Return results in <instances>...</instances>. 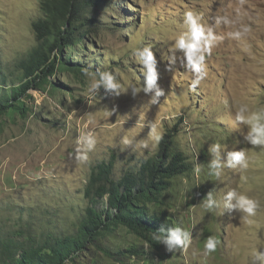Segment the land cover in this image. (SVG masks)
I'll return each mask as SVG.
<instances>
[{
  "label": "rangeland",
  "instance_id": "1",
  "mask_svg": "<svg viewBox=\"0 0 264 264\" xmlns=\"http://www.w3.org/2000/svg\"><path fill=\"white\" fill-rule=\"evenodd\" d=\"M44 2L0 0V102L39 45ZM76 3L73 43L54 51L48 82L22 96L25 111L0 110V238L29 245L76 234L97 167L113 162L119 180L171 134L189 169L151 209L189 243L119 226L65 264H264V144L254 130L264 126V0Z\"/></svg>",
  "mask_w": 264,
  "mask_h": 264
},
{
  "label": "trees",
  "instance_id": "2",
  "mask_svg": "<svg viewBox=\"0 0 264 264\" xmlns=\"http://www.w3.org/2000/svg\"><path fill=\"white\" fill-rule=\"evenodd\" d=\"M44 10L45 17L34 23L39 45L21 62L23 81L0 102L1 111L7 108L25 111L22 96L32 87L48 82L57 64L54 51H62L73 43L72 17L77 11L76 0H45ZM170 136L162 138L153 157L127 170L119 180L113 178V162L97 167L85 192L91 204L76 234L29 245H16L11 238H0L1 264H65L87 243L119 226L142 237L149 233H172V220L151 209L162 202L173 178L189 169L186 156L174 150Z\"/></svg>",
  "mask_w": 264,
  "mask_h": 264
},
{
  "label": "clouds",
  "instance_id": "3",
  "mask_svg": "<svg viewBox=\"0 0 264 264\" xmlns=\"http://www.w3.org/2000/svg\"><path fill=\"white\" fill-rule=\"evenodd\" d=\"M186 19L188 22H190L191 27L193 29V35L194 37L198 40L199 38L202 37L203 35V30L200 28V26H198L196 19L193 17V14L191 12L186 13ZM180 47H184V42L183 39L180 40ZM192 48L195 47V45L191 46ZM147 52V57L149 60H153L154 57L151 53L150 50L146 49L145 50ZM188 59L191 60L192 59V55H191V51H189L188 53ZM150 70L152 72V75L150 77V83H154L155 79H156V73L155 70L153 68H151V65L149 66ZM198 70V69H197ZM105 80L107 81V84L109 87H117L116 84L113 83V77L111 75H106ZM255 131H257L259 133L260 138L255 141L256 143H262L264 144V126L258 127L254 129ZM90 143H92L93 141L90 139L89 140ZM216 148H219V145H216ZM233 159H235L236 161H243L245 158V153L244 152H236L231 154ZM240 203L242 207H246L249 213H252L254 208H255V204L248 200L245 199L244 197L240 198ZM209 207H211V205H208ZM171 237H172V241L178 245H187L189 243V239H188V234L186 232H182L180 229H176L175 231H173L171 233ZM206 249L209 252H213L215 251V241L214 239H210L206 242L205 244ZM261 259H264V257H261Z\"/></svg>",
  "mask_w": 264,
  "mask_h": 264
}]
</instances>
